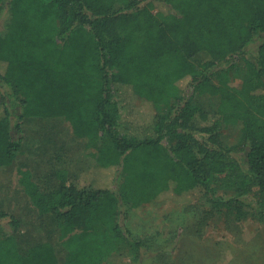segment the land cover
<instances>
[{
	"label": "trees",
	"instance_id": "16d2710c",
	"mask_svg": "<svg viewBox=\"0 0 264 264\" xmlns=\"http://www.w3.org/2000/svg\"><path fill=\"white\" fill-rule=\"evenodd\" d=\"M4 13L0 170L22 152L27 119L62 120L100 150L78 178L59 161L54 189L21 180L70 242L65 264H104L126 243L140 252L127 221L158 201L206 197L229 221L264 223V0H0ZM0 218V264H63L48 241L22 252L19 219Z\"/></svg>",
	"mask_w": 264,
	"mask_h": 264
},
{
	"label": "rangeland",
	"instance_id": "374dc122",
	"mask_svg": "<svg viewBox=\"0 0 264 264\" xmlns=\"http://www.w3.org/2000/svg\"><path fill=\"white\" fill-rule=\"evenodd\" d=\"M8 16L0 17V34L7 31ZM206 60L204 55L194 59L196 64ZM237 79L234 84H239ZM205 109L213 111L218 100L199 99ZM132 111L130 120L143 118L145 108ZM148 115V114H147ZM23 150L16 162L0 170V216H14L20 221L15 234L19 248H29L51 242L61 263L68 261L70 242L60 241L57 224L51 216H41L32 205L21 182L24 174L44 190L54 189L57 163L66 162L72 178L89 170L95 163L94 150L86 141L74 138L68 123L59 119H27L24 121ZM225 146L238 141L239 127L223 133ZM109 140L100 143L103 149ZM217 196L227 199L232 193L217 188ZM193 196L189 202L158 201L130 213L127 227L144 244L138 252L126 243L104 264H264V223L252 216L245 222L229 221L226 208L216 209L206 197ZM2 225L6 223L1 220Z\"/></svg>",
	"mask_w": 264,
	"mask_h": 264
}]
</instances>
